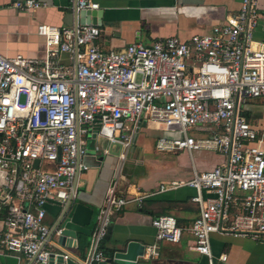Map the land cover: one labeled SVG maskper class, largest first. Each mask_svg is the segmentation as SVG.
I'll return each instance as SVG.
<instances>
[{
	"label": "built area",
	"instance_id": "obj_1",
	"mask_svg": "<svg viewBox=\"0 0 264 264\" xmlns=\"http://www.w3.org/2000/svg\"><path fill=\"white\" fill-rule=\"evenodd\" d=\"M71 1L77 12L100 8L95 0ZM15 5L30 10L41 3ZM263 12L264 0H242L239 11L206 32L137 41L119 51L100 46L97 24H40L44 57L0 53L1 245L24 255L28 264L47 263L51 253L80 264H113L102 246L113 215L152 194L129 199L119 190L117 173L86 256L72 255L59 238L65 213L77 201L81 175L89 169L87 152L117 151L125 161L143 122L159 123L169 132L156 140L158 151L226 156L212 170H194L190 180L161 184L160 191L194 188L191 200L200 212L188 227L171 214L154 217L159 242L179 243L190 233L189 249L212 260L215 232L264 237V122L241 114L253 99L264 106V40H256ZM52 202L61 207L55 224L47 221ZM158 247L146 246L144 257L158 255Z\"/></svg>",
	"mask_w": 264,
	"mask_h": 264
},
{
	"label": "crops",
	"instance_id": "obj_2",
	"mask_svg": "<svg viewBox=\"0 0 264 264\" xmlns=\"http://www.w3.org/2000/svg\"><path fill=\"white\" fill-rule=\"evenodd\" d=\"M16 1L26 0H0V53L7 57L23 54L42 58L45 55V39L38 32L40 24L68 27L81 20L71 0H37L41 5L30 10L16 7ZM95 1L100 8L94 11L95 15L91 18L97 21L102 30L98 43L104 50L115 51L137 41L150 44L170 36L188 39L196 33L208 31L227 13L239 11L242 4V0ZM256 40H264V12L256 31ZM254 48H259V44L255 43ZM65 57L63 60H66ZM168 134L159 123L143 122L125 161L120 162L115 154L104 155L101 166H89L81 175L77 201L93 210L91 222L87 225L91 232L97 224L106 191L116 173L119 190L129 199L137 194L152 193L142 200L129 202L113 215L109 233L102 244L106 255L113 257L115 251L134 240L145 246H159L158 255L142 258L146 264H264V237L215 232L211 236L212 260L189 249L193 240L190 233L186 232L179 243L158 241L156 228L152 225L154 217L171 214L179 225L188 227L200 212L199 205L191 200L196 193L194 188L180 186L160 191L161 184L174 180L186 181L194 170H212L226 161L225 155L213 151H158L156 140ZM99 143L103 145L105 142L101 140ZM164 155L173 156L177 167L162 165L158 156ZM47 211L48 223L55 224L61 216L60 205L49 203ZM3 230L4 223L0 216V236ZM90 239L91 233L78 232L77 247L65 248L72 255L84 258ZM222 255L226 259H222ZM72 259L78 263L75 258ZM0 264H28V260L20 253L6 250L0 243Z\"/></svg>",
	"mask_w": 264,
	"mask_h": 264
},
{
	"label": "water",
	"instance_id": "obj_3",
	"mask_svg": "<svg viewBox=\"0 0 264 264\" xmlns=\"http://www.w3.org/2000/svg\"><path fill=\"white\" fill-rule=\"evenodd\" d=\"M81 18V23H94L97 24L95 19H92L91 16L95 15L94 11H80L78 12ZM99 13V12H98ZM111 154L118 156L119 152L112 151ZM105 156L99 153L89 150L87 155L84 158V163L88 166H101L104 161ZM39 160L35 162L37 166ZM66 219L63 222V234L60 236L59 241L64 247H77V233H86L90 234L91 229L87 227L90 224L93 210L90 207H87L83 203L76 201L69 211H67ZM146 246L139 242L131 240L127 243L126 246L122 249L115 251L111 260L116 264H146L142 259L144 257ZM42 264H80L75 262L73 259L64 260L63 256L56 253H51L50 259L47 263ZM99 264H105L100 262Z\"/></svg>",
	"mask_w": 264,
	"mask_h": 264
},
{
	"label": "rangeland",
	"instance_id": "obj_4",
	"mask_svg": "<svg viewBox=\"0 0 264 264\" xmlns=\"http://www.w3.org/2000/svg\"><path fill=\"white\" fill-rule=\"evenodd\" d=\"M261 99H253L251 103H247L246 105L242 106L241 108V114L243 116H246L250 119V121H258L257 116L263 117L264 116V106H262ZM152 138V137H151ZM105 143H103L104 145ZM159 161L162 165L168 166V167H177L176 162H173V156L171 155H164L163 157L158 156ZM181 171V170H180ZM184 169L182 170V172ZM193 177L192 175L187 179L190 180ZM186 180V181H187ZM166 185H169L171 181L163 182Z\"/></svg>",
	"mask_w": 264,
	"mask_h": 264
}]
</instances>
